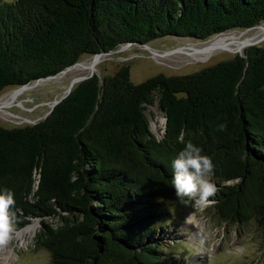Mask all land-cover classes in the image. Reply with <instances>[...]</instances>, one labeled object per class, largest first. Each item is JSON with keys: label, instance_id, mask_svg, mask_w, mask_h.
Here are the masks:
<instances>
[{"label": "trees", "instance_id": "trees-1", "mask_svg": "<svg viewBox=\"0 0 264 264\" xmlns=\"http://www.w3.org/2000/svg\"><path fill=\"white\" fill-rule=\"evenodd\" d=\"M259 24L264 0H0V91L129 42L204 41ZM154 101L166 118L161 138L145 114ZM189 141L215 165L216 218L253 220L264 239L258 45L188 74L133 83L123 65L74 84L36 123L0 126V191L15 194L18 228L40 219L35 243L51 264H164L160 206L177 199L172 160Z\"/></svg>", "mask_w": 264, "mask_h": 264}, {"label": "rangeland", "instance_id": "rangeland-1", "mask_svg": "<svg viewBox=\"0 0 264 264\" xmlns=\"http://www.w3.org/2000/svg\"><path fill=\"white\" fill-rule=\"evenodd\" d=\"M1 1L13 2L14 0ZM258 26L264 27V24L244 30H227L222 33L234 32L250 36L256 32ZM222 33L204 41L167 36L152 40L146 45L137 43L120 45L108 52L109 54L106 53L107 56L97 63L91 73L102 78L105 75L114 74L120 67L127 65L133 83H139L158 73L165 75L192 73L207 65L228 59L234 54H241L243 50L241 52L214 51L210 53L211 55L203 56L201 61H195L180 54L160 58L154 56L151 50L162 54L184 49L189 45L201 46L217 35H223ZM261 37L250 45L264 47V39ZM92 56L82 55L78 62L88 63ZM91 73L86 72L83 76H90ZM72 77L73 74L68 72L59 78L40 80L42 81L40 84L23 92L2 109L0 126L13 128L31 125L44 118L51 110L54 101L65 93ZM16 90H19L18 86L6 87L0 91V99ZM145 114L149 119L151 132L157 138H161L164 130V115L157 101L145 105ZM210 179L216 186L215 180ZM210 203V199L204 206H194L191 202L185 205L178 199L162 201L160 221L156 231L164 264H264V239L255 222L250 220L240 224L220 220L213 214ZM48 220L52 223L56 222V218ZM34 224V229L29 231L28 242L24 244L17 237V233ZM26 225L22 226L23 228L15 225L12 239L0 249V264H51L49 252L35 243L40 219H30Z\"/></svg>", "mask_w": 264, "mask_h": 264}, {"label": "clouds", "instance_id": "clouds-1", "mask_svg": "<svg viewBox=\"0 0 264 264\" xmlns=\"http://www.w3.org/2000/svg\"><path fill=\"white\" fill-rule=\"evenodd\" d=\"M226 125H220L218 131H225ZM181 138L184 133L181 132ZM172 185L178 200L185 205L191 202L194 206H204L213 197L217 188L211 182L215 165L212 158L203 155L202 149L188 142L172 160ZM73 180L76 176L73 175ZM15 194L4 188L0 191V249L12 239L17 220Z\"/></svg>", "mask_w": 264, "mask_h": 264}, {"label": "bare ground", "instance_id": "bare-ground-1", "mask_svg": "<svg viewBox=\"0 0 264 264\" xmlns=\"http://www.w3.org/2000/svg\"><path fill=\"white\" fill-rule=\"evenodd\" d=\"M249 31V30H248ZM262 36V37H261ZM264 39V27H260L256 29V32H254L250 36H243L241 33L235 34L234 32L226 33L223 35H218L217 37L209 40L204 45H189L188 47L184 49H178L170 52H164L162 54L155 53L154 50H151L153 52L154 56L160 57V58H167V56H171L174 54H180L184 55L185 57H189L195 61H201L203 59V56H208L211 52L214 51H239L241 52L244 50L243 48L247 45L255 43L258 38ZM148 49V47H145ZM109 54V53H108ZM211 55V54H210ZM106 54H99L92 57L90 62H84V63H77L69 68H67L65 71H63L61 74L53 77H62L64 74L71 72L73 74L71 83L72 85L76 84L78 82V79L80 77H83L86 72L91 73L94 71L95 66L97 63L106 57ZM169 60V59H168ZM190 60V59H189ZM165 61V60H164ZM49 77V78H53ZM46 78V79H49ZM45 81V79H42ZM42 81H38L37 83H32L29 86H23L19 88V90L13 91L12 93L3 96L0 99V112H2V109L12 103L14 100L17 99L19 95H21L23 92L33 89L36 85L40 84ZM34 225H29L23 229L20 230L19 233H17V237L25 244L28 242V234L29 231L34 229Z\"/></svg>", "mask_w": 264, "mask_h": 264}, {"label": "water", "instance_id": "water-1", "mask_svg": "<svg viewBox=\"0 0 264 264\" xmlns=\"http://www.w3.org/2000/svg\"><path fill=\"white\" fill-rule=\"evenodd\" d=\"M130 44H133L132 42H129V43H126V45H130ZM110 51H112V50H110ZM110 51H107V52H103V53H97V54H95V55H99V54H106V53H108V52H110ZM74 65V64H73ZM72 66V65H71ZM71 66H69V67H71ZM69 67H67V68H69ZM66 68V69H67ZM66 69H64V70H66ZM64 70H62L61 72H63ZM61 72H59V73H61ZM58 73V74H59ZM93 74L91 73L90 74V76H83V77H80L79 79H78V82H80V81H82V80H84V79H86V78H88V77H91ZM55 76V75H54ZM50 77H52V76H50ZM46 78H49V77H46ZM77 82V83H78ZM27 84H25V85H22V86H19V88H21V87H23V86H26ZM73 87V85H72V83H70L69 85H68V87H67V89H66V91H65V93L58 99V100H55L54 101V103H53V105H52V107H51V109L53 108V106L56 104V103H58L62 98H64L69 92H70V90H71V88ZM51 111V110H50ZM49 111V112H50ZM165 120H166V118H164V123H165ZM163 133H164V130H163ZM38 219V218H37Z\"/></svg>", "mask_w": 264, "mask_h": 264}]
</instances>
